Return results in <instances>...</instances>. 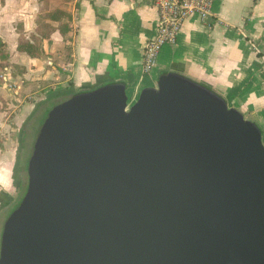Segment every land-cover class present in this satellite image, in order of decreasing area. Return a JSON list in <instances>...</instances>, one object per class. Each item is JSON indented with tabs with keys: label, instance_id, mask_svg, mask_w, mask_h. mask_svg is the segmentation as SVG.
Returning a JSON list of instances; mask_svg holds the SVG:
<instances>
[{
	"label": "water",
	"instance_id": "water-1",
	"mask_svg": "<svg viewBox=\"0 0 264 264\" xmlns=\"http://www.w3.org/2000/svg\"><path fill=\"white\" fill-rule=\"evenodd\" d=\"M0 264H264L260 127L209 87L160 76L56 105L6 220Z\"/></svg>",
	"mask_w": 264,
	"mask_h": 264
},
{
	"label": "crops",
	"instance_id": "crops-1",
	"mask_svg": "<svg viewBox=\"0 0 264 264\" xmlns=\"http://www.w3.org/2000/svg\"><path fill=\"white\" fill-rule=\"evenodd\" d=\"M39 9V0H0V42L7 56L0 53V236L2 217L25 188L27 133L41 131L48 99L61 93L70 99L121 81L135 102L160 76L177 73L214 90L255 122L264 142V55L249 41L264 38V0H213L214 26L206 27L197 15L188 18L151 75L142 67L143 44L156 36L159 22L151 0H74L67 8L70 49L56 32L45 40L43 57L32 59L18 52L16 28L22 24L33 33Z\"/></svg>",
	"mask_w": 264,
	"mask_h": 264
},
{
	"label": "built area",
	"instance_id": "built-area-1",
	"mask_svg": "<svg viewBox=\"0 0 264 264\" xmlns=\"http://www.w3.org/2000/svg\"><path fill=\"white\" fill-rule=\"evenodd\" d=\"M157 9L159 22L156 36L142 47V67L145 75H151L158 67L159 58L166 46H175L183 25L188 18L197 15L202 23L212 28L213 0H151ZM217 24L225 26L222 20Z\"/></svg>",
	"mask_w": 264,
	"mask_h": 264
},
{
	"label": "trees",
	"instance_id": "trees-1",
	"mask_svg": "<svg viewBox=\"0 0 264 264\" xmlns=\"http://www.w3.org/2000/svg\"><path fill=\"white\" fill-rule=\"evenodd\" d=\"M74 0H39L40 9L36 18V29L33 33H27L22 24H18L16 32L18 34L17 50L28 55L32 59H41L44 55V42L52 35L59 32L66 43V49H70L68 42L71 40L69 34L72 31L70 26L72 14L68 11V5ZM259 55H264L262 43L264 38L256 41L249 38ZM4 44L0 42L1 58L6 59L3 54Z\"/></svg>",
	"mask_w": 264,
	"mask_h": 264
},
{
	"label": "rangeland",
	"instance_id": "rangeland-1",
	"mask_svg": "<svg viewBox=\"0 0 264 264\" xmlns=\"http://www.w3.org/2000/svg\"><path fill=\"white\" fill-rule=\"evenodd\" d=\"M68 100V95H65V94H63V93H61L59 96H56V97H54V98H51V99H48V102H49V105H47V107H46V111H45V118L43 117V118H41L40 120H39V124L40 123H42V126H43V124H44V122H45V120L47 119V117H48V115H49V113L53 110V108L56 106V105H58L57 103L59 102V104L60 103H63V102H65V101H67ZM48 114V115H47ZM43 119H44V122H42L43 121ZM39 133L40 132H30V134L29 133H27V138L25 139V141H24V145L26 146V147H28L29 148V150H28V152L26 153L27 154V162H29V160H30V158L29 157H31V155H32V153H33V150H34V145H35V142H36V140H37V138H38V136H39ZM29 135V136H28ZM31 141V142H30ZM29 142V143H28ZM25 172H26V170H25ZM27 187H28V176H26V184H25V188L23 189V191L21 192V194H20V197H19V202L16 204V206H15V208L13 209V208H11V209H9L8 211H7V214H5V216L4 217H2V221L3 222H6V220L8 219V217L10 216V214L19 206V204H20V202L22 201V199H23V197H24V195L26 194V191H27ZM4 211V210H3ZM2 211V212H3ZM5 220V221H4ZM2 229H3V227H1ZM3 231V230H2ZM2 235V234H1ZM0 241H1V236H0Z\"/></svg>",
	"mask_w": 264,
	"mask_h": 264
}]
</instances>
